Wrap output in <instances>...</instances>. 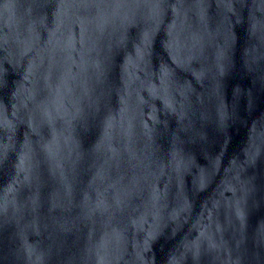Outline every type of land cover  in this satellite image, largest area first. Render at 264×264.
<instances>
[{
	"label": "water",
	"instance_id": "obj_1",
	"mask_svg": "<svg viewBox=\"0 0 264 264\" xmlns=\"http://www.w3.org/2000/svg\"><path fill=\"white\" fill-rule=\"evenodd\" d=\"M0 264H264V0H0Z\"/></svg>",
	"mask_w": 264,
	"mask_h": 264
}]
</instances>
